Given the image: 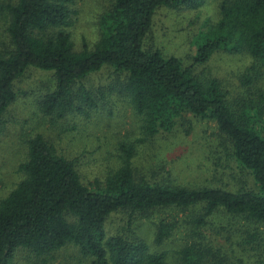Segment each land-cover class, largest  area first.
I'll return each mask as SVG.
<instances>
[{
	"label": "trees",
	"instance_id": "trees-1",
	"mask_svg": "<svg viewBox=\"0 0 264 264\" xmlns=\"http://www.w3.org/2000/svg\"><path fill=\"white\" fill-rule=\"evenodd\" d=\"M112 1V9L100 20L99 42L93 50L84 45L79 52L74 51L65 30L72 25V0H17L5 6L12 47L0 57V133L6 126L5 114L17 98L14 83L27 69L53 73L56 87L43 98L41 112L64 118L72 113L89 117V110L79 107L76 98L94 108L84 80L109 67L126 76L123 89L142 118L147 139L171 131L186 113L212 120L252 185L239 184L231 191L150 183L135 177L133 146L122 144L120 168L106 179L103 191L92 192L82 183L73 162L56 154L36 134L28 141L26 159L18 167L22 180L0 202V264H14L17 250L46 263V258L69 245L90 259L89 264H166L165 254L151 253L142 241L107 237L106 219L124 209L146 213L161 207L187 210L201 206L203 214L194 220L197 227L207 225L220 211L264 223V93L236 110L229 105L220 80L204 82L194 71L218 53L247 54L264 66V0L223 3L220 20L195 35L196 53L187 67L160 51H145L143 42L158 8L198 9L206 0ZM166 235L165 229L160 230L155 242L161 243ZM179 261L219 264L222 260L211 247L186 244Z\"/></svg>",
	"mask_w": 264,
	"mask_h": 264
},
{
	"label": "rangeland",
	"instance_id": "rangeland-1",
	"mask_svg": "<svg viewBox=\"0 0 264 264\" xmlns=\"http://www.w3.org/2000/svg\"><path fill=\"white\" fill-rule=\"evenodd\" d=\"M17 0H0V57L12 45L6 33L10 16L6 5ZM233 0H206L198 9L160 7L143 46L145 51H160L191 66L196 53L195 35L205 32L221 18L223 3ZM112 0H72V25L66 28L74 51L83 46L93 50L101 37L100 20L112 9ZM195 73L205 82L221 81L234 109L255 101L264 93V66L247 54H215ZM248 79L249 82L245 80ZM126 76L109 67L85 78L84 86L95 103L88 108L76 98L79 107L89 110V117L72 113L64 118L41 112L43 98L56 87L53 73L29 68L14 83L16 100L6 114V126L0 133V202L16 187L23 176L18 167L26 159L28 141L40 134L56 154L72 161L82 183L92 192L104 190L106 179L121 166L120 146L132 145L133 173L150 183L188 187H220L234 191L237 185L250 187L252 181L231 155L230 143L212 120H201L188 113L169 132H159L149 139L141 126L142 118L131 105L123 86ZM253 81L252 84L250 82ZM202 207L181 210L161 207L146 213L118 210L106 219L107 237L122 236L144 242L151 253H163L166 264H181L179 252L187 244L211 247L221 258L219 264H259L264 260V223L248 222L222 211L197 227L194 220ZM162 229L167 235L161 243L155 238ZM37 259L32 253L17 250L14 264H89L79 250L69 245L51 257Z\"/></svg>",
	"mask_w": 264,
	"mask_h": 264
}]
</instances>
